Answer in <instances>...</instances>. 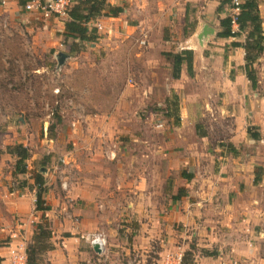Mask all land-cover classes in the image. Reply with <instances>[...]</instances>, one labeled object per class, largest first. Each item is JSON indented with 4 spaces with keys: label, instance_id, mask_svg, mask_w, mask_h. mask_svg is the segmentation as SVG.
Returning a JSON list of instances; mask_svg holds the SVG:
<instances>
[{
    "label": "rangeland",
    "instance_id": "obj_1",
    "mask_svg": "<svg viewBox=\"0 0 264 264\" xmlns=\"http://www.w3.org/2000/svg\"><path fill=\"white\" fill-rule=\"evenodd\" d=\"M28 1L0 0V154L6 155V175L11 176L16 157L8 152L7 146L22 143L31 151L28 172L12 175L11 188H34L33 175L41 171L45 181L55 180L57 192L60 191L61 203L52 206L48 215L54 231V249L45 253V260L50 264H177L176 255L171 263L164 262V253L176 252L177 246L182 247L185 258L191 257L192 252L198 253L191 226L184 227L180 241L164 244L173 232H178V221H171V234L161 231V216L136 215L133 206H129L135 199L120 194L115 184L109 185L112 190L109 198L105 196L107 187L89 182L86 191L91 197L72 199L71 192L68 193L71 181L81 182L85 173L69 166L83 163L85 158L89 163L91 157L98 162V157H94L100 151L106 162L130 161L126 168L137 171L139 181L143 182L137 188L138 199L145 205L144 194L153 193L154 205L164 210L160 215L171 216L173 220L180 207L184 210L183 199L181 203L174 199L180 189L187 190L182 172H191L182 160L181 152L186 155L187 146L181 140L193 144L200 141L201 135H207L203 143L209 142L212 155H231L250 162L249 170H243L250 182L243 185L244 195H237L235 201L236 196L231 198L226 193L218 202H236L241 209L250 210L246 222L254 229V242L264 264V53L253 65L257 88L253 89L245 76L249 89L242 105L232 99V110L228 109L229 114L224 115L222 106L228 103L223 102L225 94L218 82L234 80L238 72L245 71V51H235L232 42L217 43L216 35L204 38L203 44L197 37L205 24L219 27L220 18L232 10L210 11L206 4L209 0H200L188 6L185 16L161 27V34L152 36L145 30L141 37L133 39L118 35L108 38L107 33H101L95 42L83 43L79 51L72 52L69 49L73 39H66L62 31V19L66 16L45 17L29 11L25 7ZM260 9L262 15L261 2ZM93 26L100 31L97 24ZM144 35L147 42L142 45L139 40ZM239 40L243 41L244 36L233 41ZM181 48L193 50L194 74H188L185 64L180 78L175 79L166 52L177 53ZM59 51L69 54L60 66L56 57ZM182 106H196L197 110L192 111L191 117L181 119ZM88 117L92 121L89 125L94 126L90 132L97 133L92 138L99 142L100 148L87 156L82 155V148L74 141L80 137L79 129L88 125ZM101 129L105 134L100 138ZM248 129L259 138L254 139ZM148 142L154 144L150 158L146 156ZM171 148L174 150L171 156L175 157L168 164ZM150 163L153 170L147 168ZM256 176L260 178L257 184ZM45 187L48 189V185ZM258 210L262 215L259 216ZM17 219L10 216L13 222ZM38 221L35 219L31 224L30 232L19 227L16 237H12L14 232L4 236L0 245H10L16 239L15 244H22L27 250ZM228 226L219 224L218 242L222 249L229 247L232 231L227 234L223 231L232 228ZM150 227L155 228L151 235L147 233ZM72 232L75 238L69 239ZM89 232H100L106 237L102 253H97L85 238ZM73 244L79 246L75 251ZM231 261L234 260L226 258L221 264Z\"/></svg>",
    "mask_w": 264,
    "mask_h": 264
},
{
    "label": "crops",
    "instance_id": "obj_2",
    "mask_svg": "<svg viewBox=\"0 0 264 264\" xmlns=\"http://www.w3.org/2000/svg\"><path fill=\"white\" fill-rule=\"evenodd\" d=\"M111 5L122 8V12L118 16H101L95 20H92L89 23V26H93L96 24H102V28L99 29V37L102 34L107 33V37L111 38L112 36L126 38L132 37L133 39L136 37H141L142 33L146 30L152 36L156 34H161V27L172 25L180 17H183L184 13L186 14L187 8L189 5L196 4L200 0H108ZM74 4L77 0H71ZM262 3V17H263V26H264V0H260ZM207 8L210 11L215 10L219 5V0H209L207 3ZM55 16V15H54ZM226 15L224 14L225 17ZM67 16L62 19V31L65 32V20ZM187 16L185 18L186 26ZM207 25V24H205ZM204 25V26H205ZM211 27V26H210ZM215 30L214 34L218 37L219 44L226 45V42L230 43L235 38L229 37H219L217 34L221 31L220 21L219 27H212ZM109 35V36H108ZM208 36V37H209ZM169 37V36H168ZM235 48V47H234ZM184 50V48H181ZM189 49V48H185ZM221 49V48H220ZM71 50V49H69ZM181 50V51H182ZM244 51L243 48L237 47L235 51ZM180 51V52H181ZM62 52V51H59ZM58 52V53H59ZM57 53V54H58ZM69 57V54L65 52ZM57 57V56H56ZM66 58V59H67ZM65 59V60H66ZM63 65V64H62ZM185 65V64H184ZM183 65V66H184ZM242 65V64H239ZM183 68V67H182ZM236 79L232 80L230 78L225 79L222 82H218V86L221 87V90L224 91V100L223 102L228 103L222 106L224 108V115L229 114V110H232V99H234L238 103L239 106L242 105L243 96H246L249 89V84L246 79L245 71H240L236 75ZM180 78V77H179ZM175 78V79H179ZM241 78H245V80H241ZM237 107V105H235ZM197 110L196 106H182L180 113L181 119H185L186 117H191L192 111ZM223 110H221L223 112ZM236 110V109H233ZM168 111V110H167ZM234 115V114H230ZM96 118L98 117L95 115ZM167 116H170L169 112ZM90 117L87 118L88 125L83 129L78 131L80 137L76 138L74 144L82 148V155L92 154V150L99 151L100 144L99 142L95 143L92 136L96 132H90V128L94 126H90L92 121H89ZM103 119V118H102ZM100 120V119H99ZM100 123V122H99ZM104 124V123H103ZM78 125V124H77ZM163 124H160L162 126ZM181 128H179L180 130ZM95 131V130H94ZM176 133V132H175ZM174 133V135H175ZM178 133V131H177ZM92 134V135H91ZM105 132H102V129L98 132V136L101 138ZM198 137V136H197ZM200 141L197 143H187L181 140L184 143L186 155L181 152V156L183 161L187 163V167L191 170V172H187L191 174L193 177L191 179H185V187L187 190L186 195L181 197L183 199V207L184 210H181V207L175 214L176 217L171 220V216L160 215L164 210H160L154 205L153 193L149 194L145 193L144 198L147 200L144 205L142 201L138 199L136 196L139 192L137 188L143 182L139 181L137 177V171L130 170L128 171L127 164L130 161L124 163L121 160L115 162L104 161L101 158L102 151L97 153L94 158L98 157V162L93 161L92 157L89 158L90 162L87 163V160L83 159V163L79 162L78 164L74 163L69 166L70 168H78L81 169L85 173V177L83 179L78 180L77 183L71 181V188L68 193L71 192L72 199H87L90 195L89 192L86 191L89 182L94 185L95 183H102L106 188L105 196L109 198L112 190L110 189V183L115 184V188L120 190V194L123 193L124 196L129 194L130 197H133L135 200L129 203V206H133V211L136 215L144 214L149 215L150 213L155 216H161L163 219V224L161 231H168L171 234L170 228L171 221H178V230L177 233L170 235L167 240H164L165 244L168 241H180V237L183 236L184 227L191 226L193 229V235L196 236V246L198 247V253H195L194 264H221L223 259L237 260L238 264H263L262 258L259 254V247L254 242L253 236V227L251 224L247 223L249 211L248 208L246 210L241 209V204L236 205V202L220 204L218 200L220 196L228 195L234 198L235 201H238L236 198H239L237 195H244L243 193V185H249V176L246 175L243 170H249L250 162L249 161H241L234 157L223 156V155H212L211 145L207 141L205 144L204 140L208 139L207 135H201ZM81 139V140H80ZM99 139V138H98ZM99 141V140H98ZM154 144L151 142L147 143V155L149 158L152 157L154 153L153 146ZM150 146V148H149ZM205 146V147H204ZM103 148V147H102ZM86 149V150H85ZM164 149V146H163ZM206 150V151H205ZM87 151V152H86ZM133 150L131 149V152ZM136 151V149H135ZM170 156L168 159V164H171V156L173 148L170 150ZM209 151V152H208ZM178 156V155H177ZM135 160L137 161V155H134ZM7 158L5 154H0V239L4 236H7L9 233H13L12 237H16L18 235L17 229L25 228L27 232L31 230V224L35 221V219L43 218V215L48 217L49 211H38L36 210V191L37 188L29 189L27 187H20L18 189L11 188L12 181H9L10 177L13 175V171H11V176L6 175L7 170ZM131 163V162H130ZM135 165V164H134ZM152 168L153 164L147 168ZM6 168V170H5ZM137 167L134 166V169ZM89 170V171H88ZM81 171V172H82ZM86 171L92 173L91 175L86 174ZM130 174L132 176H130ZM134 174V175H133ZM142 180L146 181V178L142 175ZM81 179V178H80ZM54 181L50 179L49 182L45 184L48 185V189L46 188L45 199L48 205L55 207L59 205L60 202V191L57 192ZM88 181V182H87ZM34 184V181L31 182ZM67 185V182H65ZM82 183V184H80ZM54 184V186H52ZM65 185V186H66ZM64 186V184H63ZM67 188V186H66ZM101 190V189H100ZM228 191V192H227ZM115 192V190H114ZM134 193V196L133 194ZM47 194V195H46ZM117 195V194H116ZM91 197V195H90ZM143 196L141 195V198ZM180 200V199H179ZM178 200H176L177 202ZM151 204H150V203ZM179 202V201H178ZM258 202V201H256ZM181 203V200H180ZM178 204V203H177ZM149 205H151L149 207ZM145 206V207H144ZM247 207V204H246ZM247 211L244 213V211ZM256 211V210H254ZM259 211V210H258ZM260 212V211H259ZM172 214V212L170 213ZM244 215V216H243ZM252 215V212H251ZM262 213H259V216ZM11 219H17V221L13 222ZM169 220V221H167ZM40 221L36 222L38 224ZM166 221V222H165ZM229 221V222H228ZM231 222L233 223L232 226ZM238 222V223H236ZM223 223V225L229 224L228 227H232L230 230L227 228H223V231L226 234L232 231V234L229 236V247L222 249L221 244L218 242L220 238L221 228L219 224ZM224 227V226H221ZM85 228H83V231ZM60 230L56 229V233H59ZM148 234H153L155 231L154 227H150L147 229ZM33 233V231H32ZM182 233V234H181ZM180 234V235H179ZM71 237L69 239L75 238L74 232H72ZM172 236V237H171ZM16 239L9 242L10 245H0V256L3 258L2 264H11L10 262V246L15 245ZM79 247V246H77ZM75 244H73V250H77ZM85 244L82 242V255L85 252ZM89 247V246H87ZM176 252H166L164 253V262L171 263V261L175 260V255L181 252L182 247L177 246ZM87 249V248H86ZM202 249H207L210 251H217L215 255H203L201 253ZM53 250V249H52ZM200 250V251H199ZM85 257V256H84Z\"/></svg>",
    "mask_w": 264,
    "mask_h": 264
},
{
    "label": "trees",
    "instance_id": "obj_3",
    "mask_svg": "<svg viewBox=\"0 0 264 264\" xmlns=\"http://www.w3.org/2000/svg\"><path fill=\"white\" fill-rule=\"evenodd\" d=\"M235 7L239 8L236 14L228 12L225 17L220 18L221 31H219L217 35L225 38L244 36L243 41H232V46L244 49L245 73L252 88L255 89L258 86V77L253 65L264 53V26L260 9V0H239L237 6L234 4V0H219L216 11L222 13L225 12L226 9L232 10ZM120 12H122V8L111 5L108 0H77V2L72 4L69 8L67 19L65 20L64 35L66 39L72 38L74 43V46H70L71 51L77 52L83 47V43H92L98 40L99 34L97 28L95 26H89L92 20L101 16H118ZM185 30L186 26L184 27V31ZM166 54L172 61V75L174 78L180 77L184 64L187 66L188 74L193 76V50L184 49L181 52H166ZM251 135L254 139L259 138L258 134L252 133ZM7 150L11 155L16 157L13 175L26 174L28 172V160L31 156L29 148L22 143H18L7 146ZM182 175L187 179L193 177L186 171H183ZM32 179L34 180V187L37 188L36 210L44 211L45 213L51 210V206L47 204L45 199V177L41 171H36ZM254 182L256 184L259 183L260 178L256 176ZM185 193L186 191L184 189H180L177 194L174 195V199H181V197L186 195ZM49 221V218L43 215L42 220L36 225L37 229L34 231L32 241L29 243L26 250L29 264H50L44 257L46 252L54 249V244L52 242L54 231L51 221ZM196 249L198 248L196 247ZM196 249L195 245L192 246V250L195 251ZM187 253L189 255L190 252ZM192 253H190L191 257H183L181 264H194L195 253ZM201 253L203 255L212 256L217 254V251L202 249ZM2 261L3 258L0 256V264H2Z\"/></svg>",
    "mask_w": 264,
    "mask_h": 264
},
{
    "label": "built area",
    "instance_id": "obj_4",
    "mask_svg": "<svg viewBox=\"0 0 264 264\" xmlns=\"http://www.w3.org/2000/svg\"><path fill=\"white\" fill-rule=\"evenodd\" d=\"M234 4L237 6L239 4V0H234ZM71 0H45L42 2L41 0H29L25 7L29 11L40 12L45 17L50 16H67L69 8L71 7ZM239 11L238 7L232 9V14H236ZM98 28H102V24H97ZM140 44L144 45L147 42V35H144L139 40ZM85 238L89 241L90 246L93 247L94 244H99L102 248V252L105 249L107 244V239L103 233H93L90 232L85 235ZM10 262L11 264H29L28 254L26 249L22 244H15L10 246ZM183 260L182 252L177 253L176 255V263L181 264ZM225 264H238L237 260L231 261L230 263Z\"/></svg>",
    "mask_w": 264,
    "mask_h": 264
},
{
    "label": "water",
    "instance_id": "obj_5",
    "mask_svg": "<svg viewBox=\"0 0 264 264\" xmlns=\"http://www.w3.org/2000/svg\"><path fill=\"white\" fill-rule=\"evenodd\" d=\"M215 30L214 28L205 25L203 26L202 30L197 34V37L199 39V42L201 44H203L204 38L208 37L210 34H214ZM67 54L65 52H59L57 54V58H58V65H62L65 62V59L67 58ZM93 249L97 252V253H102V248L100 247L99 244H94Z\"/></svg>",
    "mask_w": 264,
    "mask_h": 264
}]
</instances>
